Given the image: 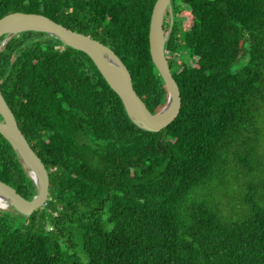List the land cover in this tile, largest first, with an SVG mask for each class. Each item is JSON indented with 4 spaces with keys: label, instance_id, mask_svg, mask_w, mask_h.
I'll return each mask as SVG.
<instances>
[{
    "label": "trees",
    "instance_id": "1",
    "mask_svg": "<svg viewBox=\"0 0 264 264\" xmlns=\"http://www.w3.org/2000/svg\"><path fill=\"white\" fill-rule=\"evenodd\" d=\"M154 2L0 0V17L41 13L104 43L157 112L168 92L149 51ZM170 2L181 103L159 131L131 120L85 52L34 30L1 45L0 92L49 186L28 216L0 207V264H264V0ZM0 180L35 194L1 133Z\"/></svg>",
    "mask_w": 264,
    "mask_h": 264
},
{
    "label": "water",
    "instance_id": "2",
    "mask_svg": "<svg viewBox=\"0 0 264 264\" xmlns=\"http://www.w3.org/2000/svg\"><path fill=\"white\" fill-rule=\"evenodd\" d=\"M171 7L170 0H155L152 7L148 42L151 59L160 73L168 92L165 105L157 112H151L134 90L131 75L115 52L88 34L72 30L48 16L35 12L14 11L0 17V47L12 34L22 31H44L64 44L85 52L94 62L110 87L119 95L133 122L149 131H159L177 115L180 107V92L170 71L165 56V42L168 30L164 31L163 15ZM0 133L10 143L35 184V194L27 199L14 187L0 180V195L6 198V207H11L22 215H30L43 206L47 199L49 176L40 157L35 153L0 92ZM1 208H6L0 206Z\"/></svg>",
    "mask_w": 264,
    "mask_h": 264
},
{
    "label": "rangeland",
    "instance_id": "3",
    "mask_svg": "<svg viewBox=\"0 0 264 264\" xmlns=\"http://www.w3.org/2000/svg\"><path fill=\"white\" fill-rule=\"evenodd\" d=\"M180 54L184 57L186 55V51H182ZM72 227L76 231L75 234H74V246H73L72 252L82 262H86L88 260V256H87V253L85 252V250L82 248L81 232H79V230L77 229L76 223L73 224ZM72 227H70V228L72 229Z\"/></svg>",
    "mask_w": 264,
    "mask_h": 264
},
{
    "label": "bare ground",
    "instance_id": "4",
    "mask_svg": "<svg viewBox=\"0 0 264 264\" xmlns=\"http://www.w3.org/2000/svg\"><path fill=\"white\" fill-rule=\"evenodd\" d=\"M7 203L8 202H7L6 198H4L3 196L0 195V206L6 207V206H8Z\"/></svg>",
    "mask_w": 264,
    "mask_h": 264
}]
</instances>
